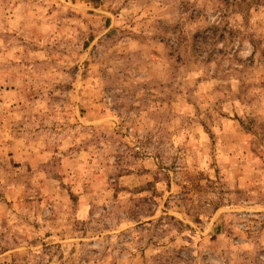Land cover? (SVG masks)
<instances>
[{
    "label": "rangeland",
    "instance_id": "1",
    "mask_svg": "<svg viewBox=\"0 0 264 264\" xmlns=\"http://www.w3.org/2000/svg\"><path fill=\"white\" fill-rule=\"evenodd\" d=\"M0 264H264V0H0Z\"/></svg>",
    "mask_w": 264,
    "mask_h": 264
}]
</instances>
